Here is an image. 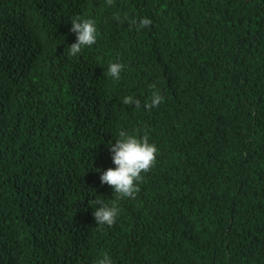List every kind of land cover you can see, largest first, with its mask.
I'll use <instances>...</instances> for the list:
<instances>
[{
    "label": "trees",
    "instance_id": "obj_1",
    "mask_svg": "<svg viewBox=\"0 0 264 264\" xmlns=\"http://www.w3.org/2000/svg\"><path fill=\"white\" fill-rule=\"evenodd\" d=\"M0 264H264V0H0Z\"/></svg>",
    "mask_w": 264,
    "mask_h": 264
}]
</instances>
